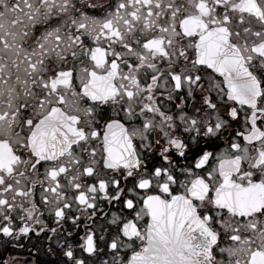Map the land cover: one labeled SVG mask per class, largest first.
<instances>
[{"label":"snow or ice","instance_id":"obj_1","mask_svg":"<svg viewBox=\"0 0 264 264\" xmlns=\"http://www.w3.org/2000/svg\"><path fill=\"white\" fill-rule=\"evenodd\" d=\"M0 264H264V0H0Z\"/></svg>","mask_w":264,"mask_h":264}]
</instances>
